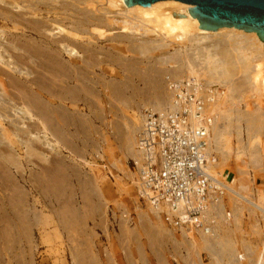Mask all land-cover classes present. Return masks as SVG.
Listing matches in <instances>:
<instances>
[{
    "label": "rangeland",
    "instance_id": "374dc122",
    "mask_svg": "<svg viewBox=\"0 0 264 264\" xmlns=\"http://www.w3.org/2000/svg\"><path fill=\"white\" fill-rule=\"evenodd\" d=\"M20 1L16 4L12 0L7 3L6 0L0 2V5L5 9L10 5L7 10L11 8L10 11L15 13L31 10L30 7L27 8L28 2L22 0L23 5H21ZM44 1L51 2V0ZM59 1L58 4L55 0L51 3L60 6L62 0ZM39 3L38 15L33 17L32 14L27 13L24 16L30 19L46 18L47 26L50 24L48 28L52 29L51 32L56 31L55 36L58 37L65 35L66 32L57 27L64 28L65 31L72 29L71 31L79 38L77 41L84 43L88 41L80 32L86 27L89 31L88 35L96 43L93 45L99 52L98 57H101L97 58L95 55L96 58L92 62L84 64L85 68L82 71L70 76L61 71L51 77L37 66L34 67L30 58L26 59L27 63L21 65L22 68L11 65L17 69V73L15 69L12 71L6 68L12 75L26 80L27 84L31 79L34 85L37 82L35 86L32 85L33 94L30 92L32 96L37 95L35 105L37 103L40 104L38 107L41 109H48L42 112L46 115V111H50L47 116L52 115V117L45 122V125L35 116L29 118L30 115L25 113L24 117H21L19 113L23 111L16 109L19 112L16 113L15 107L12 106L15 102L11 100L13 97L11 93L15 91L6 85L8 93H4L0 82V155L2 156H0V164L2 162L0 183H3L2 186L0 184V212L4 211L0 214L2 216L0 219L3 221L0 220L2 223H0V264H184L182 257H186L185 251H188L189 247L186 242H189V239L180 235L179 231L171 232V228L167 227L165 222L164 224L159 222L156 215L147 208L146 202L139 197L134 183L137 173L131 166L130 159L133 158L126 150L124 137L139 123L141 114L148 108L146 104L148 97L155 98L158 94L159 97L163 95L162 97L165 98V95H170L167 77L171 81L184 78L186 68L183 70V65L175 67L176 64L171 61L161 65L156 59L175 49H183L184 46V49L188 46L192 48L196 44L187 42L184 45L171 42L145 55L140 52L142 48L139 47L144 37L136 34L130 40V35L125 32L120 33L119 28H114L117 31L111 28L114 33L108 31L104 24L102 25L103 8L107 5L104 0H93L92 4L73 2L70 4L72 11H69L68 21L64 15L61 17L52 12L46 13V4ZM14 4L18 5V8L14 7ZM110 9L114 13L119 11L117 7ZM54 18L56 20L58 18L59 22L53 24L52 21L47 20ZM79 20L84 23H80ZM11 22L3 20L0 16V40L3 41L4 47L12 48L10 40L17 42L13 37L37 38L35 33L30 35L26 33L27 29L24 30L21 25H18L16 30L15 24ZM24 24L28 26V20H25ZM94 26L102 27L101 29L107 30L108 34L104 32L102 37L99 36L91 30ZM117 35L122 38V42L116 40ZM109 50L114 52L113 56H117L112 58V60L117 59L116 61L106 56L105 52L108 53ZM63 59L68 60L66 54ZM78 64H82L81 61ZM238 75L232 79H237ZM253 96L246 100L250 102L259 98L262 103L264 102L262 97L254 93ZM16 106L26 108L18 102ZM244 106V102H241L240 107L244 108ZM41 109L37 108V112H41ZM41 141L44 142L43 144L50 141L49 144L53 145L49 147L47 142V147ZM232 146H235L234 148L240 146L234 134H232ZM55 161L58 163L56 164ZM260 162L262 166L259 165L257 169L251 167L247 169L246 177L251 183L252 193L255 194L258 192L257 187L264 189V158ZM3 166L7 167V170L2 168ZM229 166L231 169L226 166L221 173L226 174V181L234 179V188L240 190L241 180H238L243 175L238 173L233 156ZM48 168L56 169L52 177L46 175L43 177ZM223 203L226 207L227 220L216 219L218 225L212 220L210 229H215L214 234L218 239L226 242L231 240L230 243L235 244L237 249L232 245V249L235 248L232 250V255L236 256H233L232 261L239 256L245 263L244 256L251 250L252 257L260 254L264 262V214L262 216L257 210L248 211L251 208L248 209L247 204L234 199L232 212L242 205L241 217L237 211L239 220L236 221L233 217L235 211L232 217L230 216L229 199L224 198ZM228 221L231 222L227 224ZM199 240L200 236L194 238L196 243ZM245 248H249V251ZM241 252H245V255ZM208 259V254L203 250L200 254L201 263L208 264Z\"/></svg>",
    "mask_w": 264,
    "mask_h": 264
},
{
    "label": "bare ground",
    "instance_id": "6f19581e",
    "mask_svg": "<svg viewBox=\"0 0 264 264\" xmlns=\"http://www.w3.org/2000/svg\"><path fill=\"white\" fill-rule=\"evenodd\" d=\"M7 1H8L7 3H10L9 2L10 0ZM13 1L16 2L17 4V2L20 0H12V2ZM25 1L28 2L27 4L28 7L26 5L25 6L27 8L29 7L31 8V10L29 9L27 11L24 10L25 12H19V11L16 13L15 11L11 12L10 11L11 8L7 10L10 5L9 6L7 5V9H5V7H1L2 5H0V16L2 17L3 20L9 22L12 21L11 23L15 24L14 26L16 30L19 27L18 25H21L22 27H24V30L27 29V31H25L26 33L28 32L29 35L35 33L37 37L31 39L13 37V39H15L17 42H14V40L13 41L10 40V42L12 43V48H8L7 46L4 47L3 41L0 40V49H1L0 76H2L0 77V82L3 85L4 93H8V91L6 90L7 87H5L6 85L15 91L11 93V95L13 96L11 100L13 101V103L14 102L15 103L13 105L11 103L10 104L15 107L14 109L16 113H19L18 111H16V109L22 110L23 112L21 111L22 113L21 114L19 113L21 117H24L23 115L25 113L30 115L29 118L35 116L36 119H39V122L45 125V122L47 120H50L52 115L51 117L47 116L50 111H46L47 114L45 115V113L42 111L48 109H41V107H38V105L40 104L37 103L35 105V101H36L35 97H37V95L36 96L33 95L34 97L32 96L33 94L32 85H34L33 79L29 80V83L27 84L26 80H22L20 79V77H16L15 75H12L8 70H6V68L12 69V71L15 69L14 71L16 72L17 69L11 65H16V66L18 65L19 68H22L21 65L23 63L24 64L27 63L26 59L30 58L31 62L34 64V67L37 66L40 70L48 73L51 77L53 74H56L58 72L60 73L61 71L64 72L63 74L66 73L67 75L69 74L70 76L73 75V73L75 72L82 71V69L85 68V65H87L90 61L92 62V60L96 58L95 55H97V58H100L101 56L98 57L99 54L97 53L99 52L95 50V47L93 45V43L94 44L96 43L91 39V36L88 35L89 31L88 29H86L85 25H84L85 28H82L80 33L85 35V39L86 41H88L86 43H84V41L82 42L77 41V39L79 38L77 37V34L75 32L71 31L72 29L65 31L64 28L57 27L61 31L66 32L65 35H61L58 37L55 36L56 31L51 32L52 29L48 28L50 24H48L47 26V22L45 20L46 18L44 20L41 18L30 19V18H26L24 15H26L27 13L32 14L33 17L34 15L35 16L38 15L39 7L37 6V4L41 2V4H46L45 5L46 13L52 12L55 13V15H60V16L64 15L67 20V18L70 19V13H69V11L71 10L70 4H73V2L77 4L80 3L89 4L93 0H70L69 2L62 0V2L59 4L60 6L55 5L54 2L51 3L52 0L51 2L49 1L47 2L44 0H25ZM56 1L57 0H55V2ZM104 1L106 2L107 5L106 7L103 8L104 10V14L102 15L103 21L100 20L102 22V25L104 24V26L107 27L108 31H114L117 28H119L121 30L120 33L125 32L130 35L129 36L130 40H132L133 37L136 36V34L144 37L142 38L141 41L142 43L139 47L142 48L140 52L143 54L145 53V55L151 52L153 49L166 46L168 43L171 42L172 44L173 42H178L179 44H184V45H186L187 42L196 44V46H193L192 48L190 46H188V48L186 47L187 49L186 48L184 49L185 46L182 45L184 46L183 49L182 48L178 50L175 49L171 51V53L169 52V54L163 56L161 55L156 59V62H158L161 65H165L171 61L174 63V65L176 64L175 67H179L183 65L184 67H182V69L186 68V70L184 71L185 73L183 80L172 79L173 81H171L169 77H167L166 79L168 80L167 81L169 84L168 90L170 95L169 96L165 95L166 96V97L164 96L165 98L162 97L163 95L159 97L158 94L157 96H155V98L148 97L147 98L148 103L146 101L148 108L146 109L157 112L167 111L172 114L175 113L180 114L181 116L180 119L184 121L185 126L193 131L200 130L199 137L204 139L207 143L205 148L207 152V155L205 157V169L209 176V180L207 181V185L205 186V188L204 186L201 188L198 195L192 196L202 201L199 204L200 206H202V208H199L200 219H205V220L208 219V221L210 222H212V220H214L215 222L216 219L219 221V218L227 220V216L225 214L226 207H224V203H223L224 198L229 199V201L231 202L229 203L231 204L230 206L231 208L229 209L231 210V212L229 211L231 213L230 216L232 217V213L235 211V215H233V217L236 219V221L239 220V218L237 219L238 212L241 217L240 210L242 209V205L239 206V208L237 207V209H235L232 212V201H234V199L235 201L237 200L238 202H242V203L244 202V204H247L246 206L247 207L249 206L248 209L251 208V210L248 211L257 210L258 212H261L263 216L264 189L261 190V188L257 187L256 189L258 190V192L256 194L252 193L251 183L248 180V177L246 176L248 175L247 169L249 167L257 169L258 166L261 165L260 163L262 161L260 162V160L264 158L263 157L264 154H262V151H264V147H263L264 146V102L262 103L259 98H257L255 101L252 100L253 102L252 101L248 102L246 99L253 96L254 93L257 96H260V98L262 97L264 101V41L260 39L256 31L245 30L236 26H231V27L221 26L218 27L217 29H210V30L200 28L199 26L201 25V23L199 22L198 18L194 17L189 11V8H193L195 4L184 3L178 0H160V1H154L146 5H141L136 3L131 6H128L125 0H104ZM0 2H6V0H0ZM57 2L60 1L58 0ZM21 5H23V3H21ZM33 5L34 6L36 5V7H34ZM4 6H6V4ZM13 6L17 7L18 5L16 6L14 4ZM114 7L119 8V11L114 13L110 9ZM25 20H28L29 23L28 26L24 24ZM47 20L52 21L53 24L59 22L57 21L58 18L57 20L55 18L47 19ZM80 23H84V22L81 21ZM115 27L116 29H114ZM101 28L94 26L91 28V30L102 37V35H104L103 33L107 32V30L104 29L102 30ZM111 28H113L114 30H111ZM22 30L23 29L21 28V31ZM105 34H108V32ZM110 34H112V32ZM116 40L121 41L122 38H120L119 35H117ZM78 45L79 47H77ZM68 46H70V48H68ZM105 53L106 56L111 60L114 57L117 58V56H113L115 54L111 50H109L108 53L107 52ZM65 54L68 57L67 61H64L63 59ZM79 61H81L82 64H78ZM30 73H32V71ZM236 75H238L237 79L235 80L232 79ZM34 79H36V77ZM104 88L106 87L104 86ZM30 92H32V94ZM17 102L18 104L20 103L24 105L26 107L25 108L26 110L23 109L24 107L22 108L16 106ZM241 102H244L245 105L244 108L240 107ZM37 108H40L41 112L38 113ZM142 122H143V113L141 114L139 123L135 125L132 128V130H130L127 133L126 137H124L126 143L123 140L124 143L126 144L124 145L126 146L127 152L132 156L133 160L135 161L138 160L137 163L140 161L139 158L140 152L137 149L136 144H137L138 134L141 130ZM232 134L235 135L237 141L240 143V146H237L236 148H234L235 146L234 147L232 146ZM43 141L45 142L44 139ZM44 142H42V144ZM49 142L48 145H50ZM52 145L53 144H51L49 147H52ZM232 147L234 149H232ZM232 156L236 161V166H237L236 168H238V173L243 175V177H240L241 179L238 180V181L241 180L239 183L240 190H236V188H234L233 186L234 179L226 181V174L221 173V171H223L222 169L226 166L227 168L231 169L229 165L232 162ZM55 163L57 164L58 162L55 161ZM1 164H0V168H1ZM4 166L2 168L6 169L7 167L5 168ZM55 169L56 168H51V169L48 168V170L45 171L46 173L43 175V177L45 175L52 177L51 175L54 173ZM134 169H135V173H137V177L135 176L136 177L135 181L133 179L131 180L134 181V183L136 184L137 192L140 197V195H144L143 192L144 189L142 182L140 180V175L137 167H134ZM14 182L15 181H13V183ZM0 184L2 186L3 183ZM140 198L144 202H146L147 208L153 214L156 215L157 220L159 222H162L163 224L165 222L167 227L171 228L172 230L171 232H173L174 230L179 231L181 233L180 235H182L186 239H189V242H186L187 246H189L187 248L188 251H185L186 257L184 258L182 257V259L185 262L184 264H202L200 261V254L203 250L208 254L209 257L208 264H263L264 263L262 262L263 257H261L260 254L259 255L257 254L256 257H252L251 250L250 253L246 252V255L245 252L244 253L241 252V254L245 255L244 257H246L245 263H243L240 260L241 258L239 256H237V258L232 261V258L235 255V254L232 255V250L236 248L234 246L235 244L234 245L231 244L230 239H229L230 242L228 241L229 243L218 239L216 237L217 235L214 234L215 229L214 228L210 229L212 225L208 224L207 228L206 227L195 228L196 226H194L192 222H188V223H183L184 225L180 224L179 226H175L174 225L175 220L170 223H167L165 221L163 212L168 211L167 204L165 205L162 203L152 204L148 200V197L147 198L140 197ZM2 209H4V206ZM2 212H0V214H3ZM5 215L6 214H4V216ZM218 221L215 222L217 223L216 225H218ZM229 222L231 221H228V223L227 222L226 223L229 224ZM158 225H160V223H158ZM199 236H200V240L199 242L196 243V241H194V238ZM232 245L235 248L232 249ZM246 245L247 244L245 243L244 246ZM187 246L185 245V247ZM247 249L249 251V248ZM247 249L245 248L246 251ZM236 251H234V253H236ZM225 259H227V261ZM243 259L245 260V258Z\"/></svg>",
    "mask_w": 264,
    "mask_h": 264
},
{
    "label": "built area",
    "instance_id": "2783aa9c",
    "mask_svg": "<svg viewBox=\"0 0 264 264\" xmlns=\"http://www.w3.org/2000/svg\"><path fill=\"white\" fill-rule=\"evenodd\" d=\"M180 117L178 113L144 110L136 144L140 161L130 162L139 171L144 189L140 197H148L152 204H167L168 211L163 212L167 223L175 220L174 225L179 226L192 222L195 228H207L212 222L200 219L202 201L192 197L209 180L207 143L199 137L200 130L188 129Z\"/></svg>",
    "mask_w": 264,
    "mask_h": 264
},
{
    "label": "water",
    "instance_id": "95a60500",
    "mask_svg": "<svg viewBox=\"0 0 264 264\" xmlns=\"http://www.w3.org/2000/svg\"><path fill=\"white\" fill-rule=\"evenodd\" d=\"M128 6L146 5L160 0H125ZM195 4L189 8L197 17L202 29H217L221 26H236L256 31L264 41V0H178Z\"/></svg>",
    "mask_w": 264,
    "mask_h": 264
}]
</instances>
